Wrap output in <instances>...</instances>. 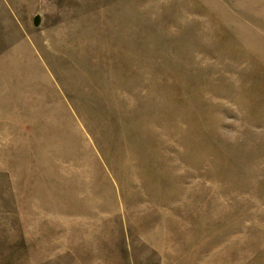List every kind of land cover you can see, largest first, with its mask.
Segmentation results:
<instances>
[{
    "label": "rangeland",
    "instance_id": "rangeland-1",
    "mask_svg": "<svg viewBox=\"0 0 264 264\" xmlns=\"http://www.w3.org/2000/svg\"><path fill=\"white\" fill-rule=\"evenodd\" d=\"M0 264H264V0H0Z\"/></svg>",
    "mask_w": 264,
    "mask_h": 264
},
{
    "label": "water",
    "instance_id": "water-1",
    "mask_svg": "<svg viewBox=\"0 0 264 264\" xmlns=\"http://www.w3.org/2000/svg\"><path fill=\"white\" fill-rule=\"evenodd\" d=\"M41 22H42V16L41 15H36L33 19V24L35 27H39L41 25Z\"/></svg>",
    "mask_w": 264,
    "mask_h": 264
}]
</instances>
